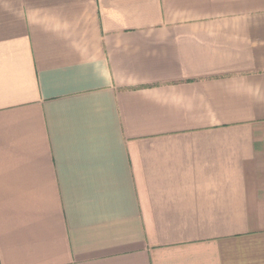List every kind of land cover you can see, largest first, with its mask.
<instances>
[{
    "label": "crops",
    "instance_id": "obj_1",
    "mask_svg": "<svg viewBox=\"0 0 264 264\" xmlns=\"http://www.w3.org/2000/svg\"><path fill=\"white\" fill-rule=\"evenodd\" d=\"M0 264H264V0H0Z\"/></svg>",
    "mask_w": 264,
    "mask_h": 264
}]
</instances>
